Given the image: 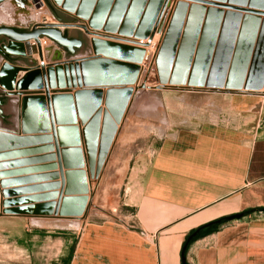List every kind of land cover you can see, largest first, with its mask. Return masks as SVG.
Returning <instances> with one entry per match:
<instances>
[{"label": "rangeland", "instance_id": "1", "mask_svg": "<svg viewBox=\"0 0 264 264\" xmlns=\"http://www.w3.org/2000/svg\"><path fill=\"white\" fill-rule=\"evenodd\" d=\"M43 1V10L36 8L32 0L1 2L0 26L29 31L36 23L43 22L46 15L49 21H55L54 12L46 0ZM210 1L169 0L161 12V33L155 35L149 47H144L145 57L138 79L132 85L133 95L118 124L109 151L102 158L99 154V138L95 149L96 160L93 157L89 160L98 161L97 166L102 169L100 175L95 177L92 170L88 172L85 162L88 187L84 212L66 217L69 215L62 214L61 203L59 213H53L50 217L1 216L0 264H54V254L57 252L54 243L59 241V238H55L57 236L67 237L70 251V246L78 241L87 224L106 222L121 227L134 225L130 218L132 209L127 205L133 195L129 188L133 180L141 181L160 143L168 135L177 131H197L205 124L238 126L253 116L252 110L243 111V108L248 99L264 95V15L259 17L260 23L254 27L241 20L235 41L229 39L223 45L220 38L225 32L223 24L229 10L223 8V15L220 16L219 10H215L218 7L210 5ZM212 2L219 3L215 0ZM179 3L186 5V9L176 10ZM62 4L53 6L59 15L73 18L72 22L81 21L94 31L139 40L134 35L107 32L103 27L92 28L91 16L79 18L75 16L76 12L70 13L62 8ZM192 7L197 10L192 11ZM241 14L244 19L250 13L243 11ZM213 18H217L219 23ZM248 27L251 33L249 37H244L248 40L240 42L241 33L246 35ZM69 34L83 39V47L77 51L80 56L76 59L94 55L92 41L99 37L89 36L81 29H70ZM166 39L170 42L168 47L166 42L163 43ZM144 42H148V39ZM162 46L165 60L159 62ZM45 53L48 64L71 58L63 49H54L53 46ZM34 60L38 62L36 58ZM253 62L257 64L253 65ZM242 66V72H238ZM37 93L43 95L45 91L38 90ZM0 96L6 99L4 116H0V128L18 130L21 96H6L1 86ZM83 146L86 161L89 158L86 146ZM51 162L57 163L58 159ZM51 171L59 174L52 179L58 183L57 189L51 190L56 196L51 200L36 201V204L53 202L56 205L58 202L56 197L62 190L61 171L58 166ZM1 190L0 187V212L5 199ZM62 194L63 197L68 196L66 192ZM33 235L39 237L33 240Z\"/></svg>", "mask_w": 264, "mask_h": 264}, {"label": "water", "instance_id": "2", "mask_svg": "<svg viewBox=\"0 0 264 264\" xmlns=\"http://www.w3.org/2000/svg\"><path fill=\"white\" fill-rule=\"evenodd\" d=\"M3 1L5 0H0V3ZM168 1L46 0L58 22H39L29 31H18L14 27L0 26V42L2 41L0 54L5 58V62L0 67V86L3 90L5 89L6 96H21L18 130L10 131L0 128V187L2 188V196L5 198L2 201L3 209L0 216H45L52 212L55 205L53 202L36 205H29V203L51 200L56 196L54 192L32 198L15 197L29 192L55 189L58 186L57 182L12 189V185L19 181L8 179L18 173H25L30 170L43 171L57 166L54 163L48 166H36L28 170H8L12 167L50 162L56 159V155L51 152L54 146L25 148L29 145H39L52 141V136L44 135L51 130L56 140L62 175L64 167L68 170L66 180L63 178L64 185L67 184L66 195L68 196H64L62 199V214L77 215L84 212L87 204L85 193L88 186L84 171V150L81 147L82 134L90 161L95 153L100 131V155L103 158L107 154L117 132L118 124L133 95L132 85L136 83L141 71V63L146 52L144 47H149L155 35L161 33V12ZM215 1H219V3H214L211 0L209 4L218 7L215 10H219L220 16L223 15V8L229 10L225 14L223 24L225 32L220 38L223 45L229 39L235 41L239 34L237 29L242 21L254 27L260 23L259 17L264 15V0ZM62 3L67 12H76L75 15L79 18L91 16L92 28L103 27L107 32L119 33L124 36L134 35L139 40L94 31L81 21L63 22L53 6V4L60 5ZM177 9L185 10L186 5L179 3ZM193 10H197L196 7H192ZM210 10L214 11V9ZM243 11L250 13L244 19L241 14ZM213 20L217 24L219 23L217 18H213ZM70 29H81L89 36L99 37L92 41L93 56L75 58L77 51L83 47V39L71 36L69 34ZM248 29L246 35L241 33L240 42L248 40L245 39L249 37V32L251 33L249 27ZM210 30L212 31V28ZM40 37H47L52 40L71 58L64 64L60 61L57 64L53 63L55 65L50 63L46 67ZM146 39L148 42H144ZM31 40H35L37 46L31 45ZM165 42L167 47L170 46L167 39L163 40V43ZM163 47L159 53L161 55L158 58L159 62L165 60L162 57ZM221 50H223L222 47ZM36 52L41 64L34 66H22L6 60L7 55L28 57V55H33ZM255 63L253 62V65ZM223 67L227 68L226 65ZM242 70L243 66L238 72H242ZM21 72L23 74L18 78ZM254 72L255 70H253ZM104 87H109L105 94V101L110 113L105 112L102 115L101 104L104 97ZM77 88L79 89L72 94L71 90ZM15 89L19 92H8ZM51 89L54 91L53 93ZM38 90H44L45 94L37 93ZM0 116H4L3 98L1 96ZM79 118L84 125L83 130L77 124ZM59 146L62 147L61 152ZM43 151L50 154H36L37 156L21 158L27 154ZM15 158L18 159L9 161ZM57 176L58 174H48L39 177L41 180H46L43 178L54 179ZM241 217L243 215L240 213L229 216L228 219L235 220Z\"/></svg>", "mask_w": 264, "mask_h": 264}, {"label": "crops", "instance_id": "3", "mask_svg": "<svg viewBox=\"0 0 264 264\" xmlns=\"http://www.w3.org/2000/svg\"><path fill=\"white\" fill-rule=\"evenodd\" d=\"M60 16L63 22L73 21ZM79 56L77 53L75 58ZM46 58L45 54L47 63ZM6 60L22 66L38 64L32 57L9 55ZM4 62L0 54V67ZM78 89H72L71 93ZM245 103L243 111L250 109L254 114L243 124H205L197 131L168 135L141 181L133 180L129 188L133 195L127 205L132 209L130 218L134 225L121 227L106 222L85 225L69 264H182V245L192 229L248 209L264 208V95ZM54 163L26 164L8 170H28ZM51 170H30L8 179L19 181L12 189L51 184L52 179L39 177L54 174ZM51 192L49 189L29 192L22 197ZM36 237L39 236L33 235V240ZM55 238L59 241L54 243L57 251L54 264H67L71 254L68 239ZM187 260L190 264H264V212L231 220L197 239L188 249Z\"/></svg>", "mask_w": 264, "mask_h": 264}, {"label": "bare ground", "instance_id": "4", "mask_svg": "<svg viewBox=\"0 0 264 264\" xmlns=\"http://www.w3.org/2000/svg\"><path fill=\"white\" fill-rule=\"evenodd\" d=\"M33 1V3L35 4V6H36V8H38V9H45L44 8V6H45V3H44V1L43 0H32ZM63 5V4H62ZM38 6V7H37ZM60 6V5H59ZM62 8H63V6H61ZM42 9V10H43ZM43 19L44 20H48V22H49V20H50V18L46 15V16H44L43 17ZM34 41V42H33ZM30 42H33V43H36L37 44V42L35 41V40H31ZM32 45V44H31ZM37 46V45H36ZM37 50V49H36ZM38 51V50H37ZM45 51V50H44ZM46 54V53H45ZM44 54V55H45ZM35 55H38L37 54V52L35 53ZM38 59H39V57H38ZM67 62L68 61V59L67 60H64V61H62V62H60V63H62V64H64V62ZM55 63V62H54ZM50 64V63H49ZM48 63H46V61L44 62V65L47 67L48 65H49ZM51 64H53V63H51ZM56 64H57V62H56ZM142 64V63H141ZM53 65H55V64H53ZM109 89V87H104L103 88V91H104V97H103V102H102V104H101V113H102V115H104L105 114V112H108V113H110V111H109V109H108V107L106 106V101H105V94H106V92H107V90ZM5 90V89H4ZM8 92H15V93H18L19 91H17L16 89L15 90H12V91H8ZM129 105V104H128ZM128 107V106H127ZM103 117V116H102ZM78 125H79V127L81 128V130H83V127H84V125H83V123H82V121H81V119L79 118L78 119V123H77ZM44 135H46V136H52V141H49V142H47V143H44V144H48V143H51V144H49V145H51V146H54L53 147V151H51L53 154H55L56 155V158L58 159V150H57V145H56V140H55V138H54V136H53V132H52V130L50 131V132H47V133H45ZM100 138V141H101V131H100V135H99V137H98V139ZM98 143V142H97ZM101 143V142H100ZM83 145H85V141H84V138H83V134H82V138H81V147L83 146ZM86 146V145H85ZM84 147V146H83ZM82 147V148H83ZM59 150H60V152L62 151V147L61 146H59ZM99 154H100V150H99ZM45 155H46V153H45ZM95 155H97V152H95L94 153V155H93V158H95V160H96V157H95ZM85 162H87L86 163V165H87V171L88 172H90V170H92V172H94V176L95 177H97V176H99L100 175V173H101V168H100V166H97V164H98V161H96V163L95 162H89V159H87ZM53 163V162H52ZM93 163H95V165L93 164ZM57 164V166L60 168V165H59V159H58V162L56 163ZM56 166V167H57ZM84 166H85V164H84ZM126 167H127V165H126ZM50 169H53V168H50ZM60 171H61V168H60ZM66 171V172H65ZM67 168H63V175H62V171L60 172V176L59 177H61L62 178V182H61V186H62V190H61V192H59V194H58V197H56V198H58V202L56 203V205H55V208H54V211L52 210V212L50 213V214H47L46 216L47 217H50V215H53V213H55V214H58L59 213V208H60V206H61V203H62V199L64 198L63 197V194L62 193H65L66 192V187H67V184H65L64 185V183H63V178H65V180H66V178H67ZM59 173V172H58ZM54 174H57V173H54ZM123 174H124V170H123ZM59 175V174H58ZM58 177V176H57ZM34 184V183H33ZM57 189V188H56ZM55 190V189H54ZM55 198V199H56ZM43 202V201H42ZM48 202V201H47ZM50 202V201H49ZM35 203V202H34ZM31 204H33V203H31ZM61 211H62V209H61ZM65 216V215H64ZM66 217H73V216H66ZM41 222V221H40ZM42 223H43V225H46L43 221H42Z\"/></svg>", "mask_w": 264, "mask_h": 264}, {"label": "trees", "instance_id": "5", "mask_svg": "<svg viewBox=\"0 0 264 264\" xmlns=\"http://www.w3.org/2000/svg\"><path fill=\"white\" fill-rule=\"evenodd\" d=\"M6 57L8 58L9 55H7ZM5 102H6V99H4V103ZM261 211L264 212V208H252V209H248V210H245V211L241 212V214L243 216H247V215L253 214L255 212H261ZM228 218L229 217H222V218L216 219L214 221L208 222L206 224L200 225V226L192 229L186 235V238H185V240L183 242V245H182V250H181L182 264H190L188 262V260H187V253H188V249H189L190 245L194 241H196L197 239L217 231L222 225H224V224L228 223L229 221H231ZM74 245H75V243H73V245L71 247V254L69 255V257H68V259L66 261L67 264L70 263L72 255L74 253Z\"/></svg>", "mask_w": 264, "mask_h": 264}, {"label": "built area", "instance_id": "6", "mask_svg": "<svg viewBox=\"0 0 264 264\" xmlns=\"http://www.w3.org/2000/svg\"><path fill=\"white\" fill-rule=\"evenodd\" d=\"M44 21L48 22V20H44ZM56 22H58L57 19L55 21H49L48 23H56ZM33 42H31V44L36 46L37 44L33 43ZM40 43H41V48L43 50V54H45L44 50H47L48 48H50L52 46L57 48V49H62L59 45L55 44L52 40H50L47 37H40ZM28 57H32L34 59L36 58L38 60V64H41V61L38 59V55L33 54V55H28ZM44 58H45V55H44ZM45 61L46 60L44 59V62Z\"/></svg>", "mask_w": 264, "mask_h": 264}, {"label": "flooded vegetation", "instance_id": "7", "mask_svg": "<svg viewBox=\"0 0 264 264\" xmlns=\"http://www.w3.org/2000/svg\"><path fill=\"white\" fill-rule=\"evenodd\" d=\"M1 42H2V41H1ZM1 42H0V43H1ZM3 105H4V98H3Z\"/></svg>", "mask_w": 264, "mask_h": 264}]
</instances>
